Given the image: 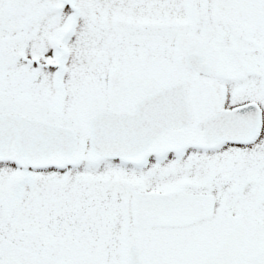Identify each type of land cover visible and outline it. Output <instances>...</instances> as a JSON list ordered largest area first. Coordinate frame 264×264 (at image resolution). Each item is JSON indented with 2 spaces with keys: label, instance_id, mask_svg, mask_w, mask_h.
Masks as SVG:
<instances>
[{
  "label": "snow or ice",
  "instance_id": "6c2138e0",
  "mask_svg": "<svg viewBox=\"0 0 264 264\" xmlns=\"http://www.w3.org/2000/svg\"><path fill=\"white\" fill-rule=\"evenodd\" d=\"M0 264H264V0H0Z\"/></svg>",
  "mask_w": 264,
  "mask_h": 264
}]
</instances>
